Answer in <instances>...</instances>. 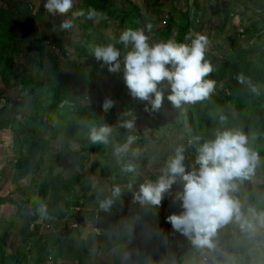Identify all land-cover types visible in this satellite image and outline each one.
I'll return each mask as SVG.
<instances>
[{
  "label": "crops",
  "instance_id": "obj_1",
  "mask_svg": "<svg viewBox=\"0 0 264 264\" xmlns=\"http://www.w3.org/2000/svg\"><path fill=\"white\" fill-rule=\"evenodd\" d=\"M115 1L119 3L121 0ZM122 1L140 9L142 17L137 20L140 27L145 25L146 20L154 24L152 33L149 34L153 37L155 29H163L164 26H161L163 19H166L168 23V14L173 13L176 16L181 11L188 13L189 20L203 16L200 24L193 25L192 29L188 28V34L189 31L198 30L197 26L207 29L212 22L216 23L215 27L218 29L222 23H226V27H229V23L235 24L231 27H234L233 30L238 29L237 27H240L241 31L247 30L253 28L255 21L260 18L262 24H256H261L262 30L264 29V0ZM75 3L78 5L77 10L85 6V3L79 0H75ZM44 4L43 0H0V20L11 13L14 24L21 22L22 25L30 28L34 21L29 20L23 12L47 13ZM191 5L194 6L193 11L190 10ZM234 16L236 19H233ZM40 20L45 21V28L48 33L51 32V36L60 38L58 31L61 30L59 27L61 21H49L43 16ZM111 20L112 23L108 21L107 26L98 25L99 29L92 27V31L102 36V30L107 28L111 32L106 36L116 34L118 23ZM175 21H178L176 17ZM195 21L198 22V20ZM247 21L250 25H244ZM96 22L101 24L98 19ZM202 23L204 26L201 25ZM238 23H242L243 26H238ZM173 26L175 28L171 34L163 39L174 37L177 34V28H181L179 21ZM81 27V24L76 23L72 31V35L76 38L74 41L76 45L83 42L84 33L90 34L86 32L85 26L83 29ZM24 30L21 28L17 31L16 37L19 39L17 51L20 57L23 53V58L26 56L21 49V44H33V38H35L31 35V39L27 41L24 38ZM214 37L219 39L216 34ZM2 82L0 80V89H4ZM176 131L182 134L183 145L172 146L164 138L160 140L158 135H154V140L159 139L158 144L161 148L157 151L154 148L150 152L151 155L147 154L148 145L152 144L150 139L149 141L143 138L145 141L143 143L136 134L130 135L135 137V142L130 145L127 152L118 155V160H125L124 163L127 166L132 165L133 171L120 168L123 164L121 162L118 168L113 167L115 164L113 165L112 162L117 155L116 148L125 144L124 141L119 140L115 141L116 144H110L109 141L111 150L109 154L104 151L97 152L98 155H96L93 149L85 154H79L85 155L82 157L88 155L86 162L82 163L83 168H57L49 176L50 186L45 187L39 203L27 208L30 211L28 212L30 217L25 218L28 221L26 232L17 240L9 238L10 243L18 245L19 254L24 257L27 264H264V224L260 219V214L264 213V175H248L246 178H237L233 181L236 189L230 191L229 195L240 203L243 220L251 223L252 227L249 228L246 225L242 227V222L233 217L228 223L217 228L211 237V247L195 245L190 237L174 230L171 224L166 222L167 216L173 213L178 214L182 210L181 202L176 199L183 187L180 181L174 183L171 190L164 194L161 206L142 204L135 199L140 186L148 181L155 183L163 174L168 160L174 157L176 148L186 144L184 130ZM136 150L143 154V158L133 155ZM129 151L132 153H128ZM69 156L71 157L70 154ZM127 156L131 159L130 162ZM150 157L152 159H149ZM1 161V204L11 203L7 201L8 199L16 200L20 204L24 200L23 197L25 198L26 183H30L31 180L37 185L42 183L36 175V170L43 174H48L51 170V168H12L11 158L7 156ZM68 162L72 163V158ZM95 165L98 168H94ZM98 187L102 190L100 193L97 191ZM115 187L120 188L119 195H113ZM13 193L15 195L11 196ZM109 199L112 203L107 209L102 208L101 202ZM69 223H75L76 226L70 227ZM17 224L16 222V226ZM12 235L17 236L18 233L13 232ZM168 240L184 242L185 250L181 253L172 250L167 246Z\"/></svg>",
  "mask_w": 264,
  "mask_h": 264
},
{
  "label": "rangeland",
  "instance_id": "obj_2",
  "mask_svg": "<svg viewBox=\"0 0 264 264\" xmlns=\"http://www.w3.org/2000/svg\"><path fill=\"white\" fill-rule=\"evenodd\" d=\"M46 2V0H43ZM80 2H84L85 6L83 9L85 10V15L77 18V24L82 25V29L85 26L86 32H89L91 34L93 42H100L101 44L108 43L109 36H106V34L110 33L111 30H108L105 28L103 31V35L99 36V34L95 33L93 28L97 27L98 29L102 25L104 18L98 19V21L101 22V24L97 23V19H91L90 22L85 23L87 18V10L92 7L95 8L97 1L95 0H79ZM92 1H95L94 4L90 5ZM87 5V6H86ZM104 6V0H98V12H105L103 9ZM78 9V5L75 3L74 10ZM190 10H194V6H190ZM100 12V13H101ZM23 14L31 21H34V24L30 26V28H27L25 25H22L21 22L16 24L15 34L17 31H19L21 28L24 30V38L29 41L31 39V35L35 38L34 43H24L21 44V49L25 53L23 58V53L21 54V57L18 53V41L19 39L15 37V48L16 51L12 52L9 51L7 48L3 49L1 48V44L3 43L2 38L0 37V54L2 56H9L12 55L14 59L15 64V75L10 76V78L6 80L11 83L15 81H20L21 78H23L26 73L31 74L32 77L40 78L42 82L44 83V86H46L48 83H54L55 86H58V83L60 82V78H55L56 75L54 73H51V76H46L45 72L48 71L49 64L56 60L59 61V69L58 76L61 77V79L65 78L68 74L72 73L74 71V67L71 63H67L68 58L71 56V59L74 60V64L77 66L84 65V68H89L86 74L94 73L91 83L84 85L78 82L77 84H74L75 86H79L76 88H71L68 90L69 95H71L72 99H76L78 109L82 110L84 112H92V113H99L97 116V122L98 124L101 122L107 123L112 127V133L110 135V144H113L119 141L127 142V138L130 135H137L138 139L145 142L143 138L150 139L152 144H149L148 146V152L147 154H150L152 150L155 148L157 151L159 148H161V145L158 144L159 139L161 140L164 138V140H167V142H170L172 146L176 145H183L184 141L182 140V134L180 131H176L178 128H174L175 132H171L170 134L167 131V126L170 130V125L175 124L176 121L175 117L177 116L175 112L178 110L182 113H185L188 109V106L191 103L183 104L180 108L174 107L170 101L167 100V94L170 91V88H168L165 85H161V87L164 88V100L162 103V106L158 110H152L155 113H158L159 115L166 116L167 119H165L162 116H158V118L153 117L149 112V109H151V104L148 101H142L138 98H133L128 88L125 85L123 74L122 72L118 73H110L107 69L106 65H103V63H100V68L94 69L93 67L89 66L88 64L85 65L82 60V55H80L79 50L76 48V42L75 37L72 35V31L75 29H69V30H59L58 36H60V41L56 42L57 38L55 36H51V32H47L45 28V21H41L40 18L43 16L47 20H57L62 21L64 17H61L60 15H52L51 13L47 12H23ZM43 14V15H42ZM187 12H178L175 16L176 19L179 21V24L181 26H184L189 23V28L192 29L193 25H198V23H201V19L203 16H200V18L197 19H190L187 17ZM71 15V14H69ZM212 15V14H211ZM210 15V16H211ZM8 16H11V19H13V15L10 13ZM131 19V18H130ZM233 19H236L235 16ZM114 20V19H113ZM195 20H198L195 21ZM209 20V19H206ZM18 21V20H17ZM109 22L112 20L109 18ZM200 21V22H199ZM211 21V20H210ZM261 18L255 21L256 23H261ZM251 22V21H250ZM131 23V22H130ZM235 23V22H234ZM255 27L258 35L261 37V39L264 41V29L262 30L261 24H256ZM250 25V23L247 21L244 23V25ZM7 26V24H5ZM27 25L29 26L28 22ZM165 26L167 23L164 24ZM202 26L203 23L201 24ZM233 25H230L228 23L229 27H226L225 24L219 25V29L216 26V23H211L210 27H207V29L199 26H197L198 30L194 32V30L189 31L190 33H203L207 35L209 43L206 48L205 53V59L208 60L212 67L213 71H215L219 65L226 60L228 57L234 58L235 54L232 51L231 42L232 40H238V44L240 46H245L248 43L252 42L254 37L256 36L255 29L248 28L247 30L239 29L240 27H237L238 29L231 28ZM103 26V25H102ZM238 26H243L242 23H238ZM93 27V28H92ZM104 27V26H103ZM121 31L125 30V27H120ZM264 28V27H263ZM232 31V32H230ZM230 32V33H229ZM239 32V33H238ZM105 33V34H104ZM154 33H156V29L154 30ZM178 33V32H177ZM242 33V34H241ZM179 34V33H178ZM218 35L219 39L217 37H214V35ZM234 34V36H233ZM237 34V35H236ZM85 37H87V34H85ZM89 35V34H88ZM177 35V34H176ZM175 35V36H176ZM188 35V33L185 34L183 37V40H180V42H187L185 41V37ZM162 37H153L150 36L153 40H166L163 39L164 37H168L167 34H162ZM172 38H176V37ZM239 36V37H238ZM49 39V41L47 40ZM55 41V42H51ZM70 41V42H69ZM74 42V43H72ZM80 43V41H78ZM80 44H78L79 46ZM94 46L93 43L89 44L87 50L91 51V47ZM252 56V55H251ZM41 62L43 63V68L40 70V73H38V66L37 64ZM81 64V65H80ZM103 66V67H102ZM3 67V64L0 66V74L1 69ZM102 67V69H101ZM28 68L30 69L28 71ZM212 71V72H213ZM43 73V74H42ZM66 74V75H64ZM0 80H2L0 75ZM29 82V81H28ZM2 87L4 89H0V164L1 160L5 156L11 158L10 166L12 168H49L50 164H53V172L56 171L57 168H83L82 163H85L87 160L86 157H82L85 155H79L81 154L80 149L81 146L84 145L89 150H92V146L90 143V137L87 134H81V139H70L67 136H64L62 132L65 131V126L69 120V115L65 114L63 117H59L58 113L53 114H45L44 119L35 127L33 125H26L22 123L25 120H28L29 113H26L25 105L27 103V99H17V93L16 90L19 87H13L12 85H8L2 82ZM30 83V82H29ZM86 83V82H85ZM22 86V84L20 85ZM13 87V88H12ZM221 88V85H215L214 91L211 94L217 95L219 93V90ZM29 89V85L27 86V89L23 90L25 93ZM3 91V93H2ZM7 94H6V92ZM75 91V93H74ZM4 94V96H3ZM111 94H114L111 98L114 100V107L110 109V112L106 114L102 109V102L106 97H109ZM10 97V98H9ZM134 102L132 107L130 106L129 102ZM168 109V110H167ZM14 110V113H17L16 117H10V115H14L12 112ZM126 111H130L132 113V116H124L123 113ZM219 114H223L226 112H231L232 114H235V110L232 108L230 103L226 102L224 105L219 107L215 110ZM13 113V114H12ZM163 113V114H162ZM60 114H64L61 112ZM172 118V120L170 119ZM85 119V117L83 118ZM133 119V128L128 129L121 126V123L123 120ZM161 120H164V123L161 122ZM22 121V122H21ZM180 121V120H179ZM169 122V123H167ZM164 124H167L165 126ZM78 127L75 126L74 130H78ZM179 130V129H178ZM187 130V129H185ZM90 132V131H89ZM186 132V131H185ZM188 134V132H186ZM140 134H143L141 136ZM154 135H158L159 139H155L153 137ZM167 135V137H164ZM64 136V138H62ZM125 136V137H123ZM149 140V141H150ZM70 142L68 144L69 146L66 148L64 145L65 142ZM116 141V142H115ZM135 142V141H134ZM133 142V143H134ZM157 145H154L156 144ZM143 145V144H142ZM163 145V144H162ZM168 146V143H166ZM80 146V147H79ZM108 146V147H107ZM106 151L109 154L110 153V146L107 144ZM155 146V147H154ZM79 147V148H78ZM60 148H66L68 150L66 154H63L60 151ZM130 148V147H129ZM144 149V148H143ZM146 150V149H144ZM97 153V152H96ZM128 153H132V151H129ZM71 155V157L69 156ZM129 154V155H130ZM62 157H58V156ZM64 155V156H63ZM137 156L143 158V154L141 152H138L136 154ZM135 155V156H136ZM151 155V154H150ZM70 158H72V163L68 162L70 161ZM81 159H84V161H81ZM94 159V158H93ZM149 159H152L150 157ZM127 160L130 162L131 159L128 158ZM80 164H79V162ZM68 162V163H67ZM78 162V163H77ZM92 161L90 160L89 166L91 167ZM120 162L123 163L120 168H126L127 165L124 163L125 160L119 161L118 155L115 156L113 163L114 168H118L120 165ZM130 164V163H129ZM87 166V164H86ZM88 166V167H89ZM7 167V166H5ZM4 167V168H5ZM2 168V167H0ZM94 168H98V166H94ZM100 168V167H99ZM36 175H38V178L42 182V179L48 178L46 181V185L44 187L50 186L49 177L47 174H43L41 171L36 170ZM28 180V178H27ZM26 187V193L24 200L19 204L16 200H7L11 203H0V264H24V257H22L19 254V250L17 248L18 245H14L10 243L9 238H13V240H17L18 237L21 234H24L26 232V227H28V222L25 218L30 217L27 210L28 207H31L34 205V201H37L39 203L41 197H38L40 194L41 189V183L39 185L33 183L31 180L30 183H26L24 185ZM97 191L100 193L102 190L98 187ZM13 193L11 196H14ZM7 199V198H6ZM31 205V206H30ZM16 222L18 223L16 226ZM13 232H17L18 235L14 236L12 235ZM8 244V246H6Z\"/></svg>",
  "mask_w": 264,
  "mask_h": 264
},
{
  "label": "clouds",
  "instance_id": "obj_3",
  "mask_svg": "<svg viewBox=\"0 0 264 264\" xmlns=\"http://www.w3.org/2000/svg\"><path fill=\"white\" fill-rule=\"evenodd\" d=\"M74 6L75 0H46L44 4L47 12L64 17L59 25L62 30L73 29L74 21L85 15L83 9L74 10ZM86 18L107 17L90 7ZM161 26L165 25L161 22ZM153 28L154 24L146 20L143 27H128L118 38L113 35L110 42L92 46L91 52L110 73L122 72L130 95L148 101L152 110L160 109L165 98L161 85L170 88L167 100L176 108L207 99L215 88V81L206 78L213 71L211 63L205 59L209 43L207 35L189 33L185 37L187 42H178L174 38L157 41L149 35ZM239 79L243 82V77ZM114 103L112 98L106 97L102 102L103 111H109ZM123 115L132 116V113L126 111ZM121 126L132 129L133 119L123 120ZM111 133L109 124H93L90 139L94 144H108ZM134 140V136H129L122 147L116 148L117 155L127 152ZM247 142L241 131L218 129L213 139L197 146L195 165L198 167L190 171H186L183 163V147L176 148L163 174L155 183L142 184L135 199L142 204L161 206L164 194L180 181L183 187L176 199L181 202L182 210L167 216L166 222L190 237L197 246L211 247V237L217 228L233 217L242 222V227L251 228L252 224L243 220L240 203L229 195L236 189L233 181L246 178L254 169L257 155L249 149ZM136 154L138 150L133 152ZM133 170L132 165L125 168V171ZM120 192L119 187L113 189V195ZM111 203L110 199L103 201L101 207L107 209ZM260 219L264 224V213L260 214Z\"/></svg>",
  "mask_w": 264,
  "mask_h": 264
},
{
  "label": "trees",
  "instance_id": "obj_4",
  "mask_svg": "<svg viewBox=\"0 0 264 264\" xmlns=\"http://www.w3.org/2000/svg\"><path fill=\"white\" fill-rule=\"evenodd\" d=\"M95 1H97L95 9L98 11V0ZM95 1H92L90 5L94 4ZM130 4L131 3L126 4L122 0L119 1V3L115 0H104L103 9L105 12L99 11L103 14V16L107 17L102 23L103 26L108 25L109 18L117 21V31L116 34H114L117 38L119 37L120 32H122L120 27H125V29L128 27H140L137 20L139 17H142V13L137 6ZM79 9H83V7L81 6ZM90 21L91 19L86 20V22ZM177 22L178 21H175L173 13L168 14L167 25L164 26L163 29L161 28L156 30V33L159 35L154 33V37H162V34L170 35L172 30L175 28L173 24L176 25ZM76 23L77 20L74 21V25ZM5 24H7V26ZM189 26L190 25L187 22L186 25L181 26L179 29L177 28V32L179 34L177 33L175 37L178 42L183 40V37L188 32ZM15 29L16 24L13 23L11 16H6L3 20H0V37L3 40L1 48L5 47L4 49L7 48L9 51H16L15 37H17V32L15 34ZM252 29H255V33H257L255 25ZM255 35L256 36L252 42L245 46H240L238 44V40H232L230 45L235 57L232 59L231 57H228L215 71L211 72L209 76L206 77L207 79L214 80L215 85H221L217 95L211 94L205 100L191 103L185 113L177 110L175 112L177 115L175 117V124L170 125V130L167 124H164L167 126L169 134L170 131H175L174 128H172L173 126L184 130V132H188V134L185 132L186 144L181 146L184 149L185 159L183 163L186 170H192L193 167H198L195 165V158L197 155L196 148L198 145L202 144L206 140L213 139L214 134L218 129H228L243 132L248 140L247 146L257 155L254 169L249 175H264V41L258 33ZM108 36V40L110 42V37L113 35L111 34ZM82 40L83 42L79 46L76 45V48L79 50L80 55L83 56V63L85 65L88 64L94 69L100 68V63L102 62L97 61L92 52L88 51L87 48L89 44L93 43V45H97L101 43L98 41L93 42L91 34L87 35V37H83ZM57 41L59 42L60 38H57ZM6 43H8L7 46ZM73 62L74 60H72L70 56L67 63H71L73 65L74 71L63 79L58 76V71H60V62L54 60L49 64L48 71H46L45 74L46 76H51V73H54L56 75L55 78H60L58 86H55L54 83H48L44 86L42 80L40 78L32 77L30 72L26 73L20 81L17 80L9 83L7 80L10 76L15 75L14 59L12 55L2 56L0 54V66L3 64L0 74L2 80L8 85L19 87L16 90L18 100L27 99L25 110L26 113H29V119L23 122L21 121L22 123L26 125H33L35 129L47 113H58L59 117H63L65 114H68L69 120L65 126V131L62 132L64 136H67L70 139L74 138L79 141L81 139V134H87L90 137L89 131L93 124H98L97 116L99 113H92L91 111L86 113L79 110L76 99H72L68 90L73 87L76 91V88L81 84L86 85L89 82L91 83L90 80H92L94 73L86 74L90 67L84 68L83 64H80L81 66H77ZM37 66L38 73H40V70L43 68V63L39 62ZM29 70L30 69L28 68V71ZM240 77H243V82L239 79ZM78 82H80V85L74 87V84H77ZM21 84L22 86H20ZM28 85L29 89L24 93L23 90H25V88L27 89ZM112 96H114V94H111L109 97L111 98ZM226 102L230 103L232 108L235 110V114H232L231 112L219 114L215 111ZM133 103V101L129 102L130 106H132ZM12 112L14 113V110H12ZM61 112L64 114H60ZM108 112H110V110L105 112V116ZM149 112H151L150 114L156 118H158V116H162L153 112L152 109H149ZM16 115L17 113H14V115H10V117L15 118ZM84 117L85 119H83ZM162 117L167 119L165 115ZM170 120L173 121L172 118ZM162 121L164 123V120ZM75 126L78 127V130H74ZM140 135L143 136V134ZM64 136L62 138H64ZM90 143L94 154L98 155L96 152L103 153L106 151L107 144H94L91 139ZM68 144H70L68 141L64 143L66 148L69 146ZM81 147V153L85 154V152L89 151V149L84 147V145ZM66 148L60 149V151H62L63 154H66ZM58 157L62 156L59 155ZM49 168H51V170L48 171V177L53 172L52 163ZM47 179L48 178L45 176L41 183L40 194L38 197H41L44 192V186L46 185ZM35 200L33 201L34 206L38 204ZM24 264L27 263L24 261Z\"/></svg>",
  "mask_w": 264,
  "mask_h": 264
},
{
  "label": "built area",
  "instance_id": "obj_5",
  "mask_svg": "<svg viewBox=\"0 0 264 264\" xmlns=\"http://www.w3.org/2000/svg\"><path fill=\"white\" fill-rule=\"evenodd\" d=\"M161 22H162V24H165L166 20H162ZM68 226L75 227L76 224L75 223H69ZM167 246L169 248H171L172 250L178 252V253H181V252H183L185 250L184 242L178 241V240H168L167 241Z\"/></svg>",
  "mask_w": 264,
  "mask_h": 264
}]
</instances>
